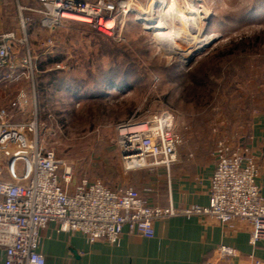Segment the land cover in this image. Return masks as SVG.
<instances>
[{
	"label": "built area",
	"instance_id": "2783aa9c",
	"mask_svg": "<svg viewBox=\"0 0 264 264\" xmlns=\"http://www.w3.org/2000/svg\"><path fill=\"white\" fill-rule=\"evenodd\" d=\"M47 32L36 50L25 35L0 33V71L13 82H33L34 65L42 55L62 46L75 26L93 28L121 41V29L137 0H37ZM26 8H18L19 13ZM30 22L21 19L22 27ZM26 26V25H25ZM56 29L52 34L51 30ZM20 47L23 49L20 50ZM15 57H20L19 62ZM28 87L18 94L12 113L0 109V252L3 264H46L39 252L40 231L53 224L58 231L80 233L88 243L105 240L119 244L123 227L148 239L165 218L204 215L221 226H250L248 244L253 251L264 242V206L256 183L258 168L253 155L224 142L214 147L216 158L209 177L206 209L175 210L169 204L150 206L131 188H112L100 178L81 177L46 148L36 136V123H15L25 111ZM33 98L34 94H33ZM34 111L35 102H34ZM36 114V113H35ZM170 116L131 118L115 127V146L124 171L161 166L167 171L176 161L180 136L171 129ZM238 251L219 245L209 251L203 264H234ZM240 264H263L253 254Z\"/></svg>",
	"mask_w": 264,
	"mask_h": 264
},
{
	"label": "rangeland",
	"instance_id": "374dc122",
	"mask_svg": "<svg viewBox=\"0 0 264 264\" xmlns=\"http://www.w3.org/2000/svg\"><path fill=\"white\" fill-rule=\"evenodd\" d=\"M137 1L146 9L151 0ZM184 1L206 12L197 39L210 33L217 36L191 61L183 47H177L180 52L165 51L171 41L167 44L146 30L134 7L121 29V41L75 26L60 48L40 57L33 82L15 83L6 78L5 70L0 71V109L12 113L19 92L27 86L25 111L14 122L36 123L38 140L74 168L75 181L104 178L111 184L122 168L115 127L128 119L168 114L172 131L181 139L194 124L227 131L233 123H242L250 88L252 99L253 91L257 94L264 86V41L244 51L234 50V45L255 36L264 39V0ZM162 3L154 0L152 21L161 16ZM54 55L64 56L60 64L39 66ZM201 67L206 72H198ZM205 74L206 78L201 76ZM194 76L198 81L204 78L199 82L205 81L208 88L195 86ZM51 78L61 82L59 90L48 84ZM110 80L127 88L100 92L103 82ZM40 82L48 94L46 105L39 94ZM93 87L97 88L86 91Z\"/></svg>",
	"mask_w": 264,
	"mask_h": 264
},
{
	"label": "crops",
	"instance_id": "0c3cea01",
	"mask_svg": "<svg viewBox=\"0 0 264 264\" xmlns=\"http://www.w3.org/2000/svg\"><path fill=\"white\" fill-rule=\"evenodd\" d=\"M94 1V0H86ZM26 8L19 13L18 8ZM37 0H0V33H12L17 38L25 35L29 47L36 50L38 41L46 36L44 18L37 12ZM28 17L30 22L21 24ZM33 41V42H32ZM23 47H20V52ZM20 57H15L19 62ZM258 90L259 98L251 99L248 92V109L240 124L230 130H216L202 123L185 130L178 148L176 161L167 171L161 166L126 172L121 168L112 188L135 189L152 207L175 210L206 209L209 205V177L213 174L216 158L214 147L224 142L232 149L246 150L254 156L258 176L256 183L264 206V86ZM252 103V104H251ZM213 127V126H212ZM250 226L236 224L221 226L204 215L165 218L156 225L151 239L130 234L125 226L119 244L105 240L88 243L80 233L58 231L48 224L40 231L39 252L46 264H203L204 256L219 245L237 249L234 264L245 261L250 254L264 264V242L253 251L248 244ZM0 264H3L0 252Z\"/></svg>",
	"mask_w": 264,
	"mask_h": 264
},
{
	"label": "bare ground",
	"instance_id": "6f19581e",
	"mask_svg": "<svg viewBox=\"0 0 264 264\" xmlns=\"http://www.w3.org/2000/svg\"><path fill=\"white\" fill-rule=\"evenodd\" d=\"M184 2V0H163L161 16L156 17L157 21H152L153 9L156 8L154 0L150 1L146 9L136 3L134 10L136 9L137 21L142 23L146 30L153 31L155 38L167 44L171 41L165 51L180 52L177 49L179 46L185 48L184 56H191L194 51L202 50L217 36L215 33H210L197 39L206 12Z\"/></svg>",
	"mask_w": 264,
	"mask_h": 264
},
{
	"label": "trees",
	"instance_id": "16d2710c",
	"mask_svg": "<svg viewBox=\"0 0 264 264\" xmlns=\"http://www.w3.org/2000/svg\"><path fill=\"white\" fill-rule=\"evenodd\" d=\"M262 41H264V39L262 38V37H260V36H255L254 38H253V40L252 39H250V40H246V41H244V42H241V43H239V44H236V45H234V50H238V49H241L242 51H244V50H246V49H249V48H252L253 46H257V45H259V44H261L262 43ZM63 55L62 56H50V57H48L45 61L43 60V62H39V66H43V65H56V64H60V62H62V60H63ZM213 69H214V67H212ZM197 71V70H196ZM198 72H206L204 69H203V67H201V70H199L198 69ZM115 76V75H114ZM202 77H204V78H206L207 77V74H205V75H201ZM114 78V77H113ZM204 78H202L201 80H199V81H202ZM197 79H196V76H194L193 77V79H192V82L195 84V86H197V87H200V86H204V88H208V84L204 81V82H199ZM110 83H106V84H104V82H103V85L102 86H100V92H107V91H109L110 89L111 90H123V89H125V88H127L126 86H120V85H116L115 83H113L112 82V80H110L109 81ZM43 84H44V82H40V85H39V87H38V89H39V94H40V97H41V99L42 100H44V105H46V98H47V92H45V89H44V87H42L43 86ZM48 84H51V86H53V88L55 89V90H59V86L61 85V82H57V81H55V79H53V78H51V80H50V82L48 83ZM74 84H76V82H74ZM77 85V84H76ZM80 88H83V86L81 87L80 85H78ZM97 87H93V88H90V89H88L87 88V92H90V91H92V90H95ZM79 95H84V94H79ZM79 96H78V94H77V97H76V99L78 98ZM81 97V96H80ZM83 97V96H82ZM88 99V100H90V99H93V98H99L98 96H84L83 98H81V99Z\"/></svg>",
	"mask_w": 264,
	"mask_h": 264
},
{
	"label": "water",
	"instance_id": "95a60500",
	"mask_svg": "<svg viewBox=\"0 0 264 264\" xmlns=\"http://www.w3.org/2000/svg\"><path fill=\"white\" fill-rule=\"evenodd\" d=\"M55 31H56V29L54 28L53 30H51V33L54 34ZM197 51H199V50H197ZM197 51H194V52L191 54V56H190V58H189V61L192 60L193 56L197 53Z\"/></svg>",
	"mask_w": 264,
	"mask_h": 264
}]
</instances>
